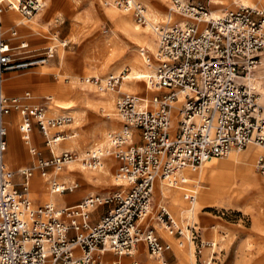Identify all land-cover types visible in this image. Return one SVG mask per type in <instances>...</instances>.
I'll use <instances>...</instances> for the list:
<instances>
[{"label": "built area", "instance_id": "2783aa9c", "mask_svg": "<svg viewBox=\"0 0 264 264\" xmlns=\"http://www.w3.org/2000/svg\"><path fill=\"white\" fill-rule=\"evenodd\" d=\"M170 2L166 23L154 27L155 67L144 78L155 93L144 97L121 92L115 102L121 126L107 133L104 144H95L81 159L85 168L92 169L104 157H114L118 161L114 175L122 181L120 186L127 188L105 195L89 194L74 205L46 203L34 207L28 181L35 169L48 180L50 192L76 187L60 186L55 178L75 154L67 149L55 154L52 149L68 137L60 128L70 117H51L40 105L7 96L4 76L9 71L48 63L56 48L67 42L52 31L48 44L11 48L9 42L19 34L13 23L5 27L4 14L16 12L23 24L40 14L46 2L0 0V264H138L135 259L124 262L122 258L132 257L140 242L145 243L150 255L158 257L170 246L145 224L152 208L154 183L176 185L185 169L194 171L204 161L242 150L249 142L264 145V105L246 83L264 54V8L237 5L212 17L200 2ZM103 5L130 13L139 25L147 22L146 7L136 0H103ZM172 14L181 16L184 23L171 22ZM146 62H150L149 57ZM125 72L103 78L90 76L85 82L103 93L118 87ZM14 112L19 116L24 143L31 142L35 128L45 138L50 153L43 157L35 146L28 147L35 163L19 171L21 186L16 182V171L4 162L11 125L6 117H13ZM254 168L264 175V155L256 158ZM195 201L194 195L188 196L191 218L185 227L164 205L156 218L169 234L193 243L198 238L193 220ZM105 205L110 206L91 225L92 209ZM200 244L213 246L202 240ZM213 254L200 264H212Z\"/></svg>", "mask_w": 264, "mask_h": 264}, {"label": "rangeland", "instance_id": "374dc122", "mask_svg": "<svg viewBox=\"0 0 264 264\" xmlns=\"http://www.w3.org/2000/svg\"><path fill=\"white\" fill-rule=\"evenodd\" d=\"M136 1L146 7L147 15L148 13L151 15L152 13L156 14L158 18L156 26L163 25L171 12L172 4L170 0ZM185 1L200 2L210 12L215 9H220L222 12L225 8H235L237 6L231 0ZM45 2L46 6L40 14L32 18L30 22L21 23L15 27L18 34L25 35V37L10 41L9 46L18 50L43 46L49 43L50 33L48 31L52 30L58 33L59 39L67 43L65 46H58L54 57L44 65L7 72L4 76V89L7 96H18L24 103L42 106L48 116L70 117V120L60 128L68 136L64 140L68 142L62 150H70L82 158L83 154L95 144H102L106 139L107 133L121 126L122 122L117 115L115 102L120 93L124 92L120 89L122 88V84H120L114 90H107L101 93L91 84L86 83L85 79L90 76L103 78L111 74H118L130 68L129 64L135 71H140L144 65L149 63L146 62L147 57L150 58L151 68L153 69L155 67L154 52L145 44L143 38L128 36L116 25L111 16H109V12L118 14L123 12L113 7L104 6L103 0H45ZM256 7L264 8L261 6ZM18 19L19 16L16 12L7 11L4 14L5 27L7 28L10 24L17 22ZM40 19L43 22H40ZM130 19L132 23H136L131 14ZM180 19H182L181 16L172 14L171 22H177ZM148 34L152 36L156 46V34ZM111 39H114V44ZM107 40L111 44L109 48L104 47L105 53H103V51L97 49V45ZM106 54L111 56V58L107 59ZM254 73L255 70L250 75L252 76ZM7 74L9 76L14 75V78L6 81ZM135 78L133 79V86L136 88L129 93L139 94L144 97H150L155 93L149 90L148 86L145 89V81L142 78L137 76ZM13 81L15 82L10 84ZM262 81L264 82V79ZM117 89L120 91H117ZM84 90L88 91L89 98H91H86L82 101L78 100V96ZM254 91L258 94V101L264 105L261 100L264 90L255 88ZM26 92L29 93L28 96H25ZM61 92L66 93L65 97L61 95ZM63 103H67L66 105H69L68 108L60 109L56 106ZM10 119L12 122L8 132L9 141L5 156L6 167L14 170L22 169L24 166L26 168L33 167L35 158L28 152L29 146H35L43 157L50 156L49 150L45 146V138L36 129H33L31 133V142L25 144L20 138L18 114L14 112V120H12V117ZM101 123L105 125L104 128L98 127ZM54 130L56 128L52 131ZM33 138H35L36 143ZM242 150H233L229 153L242 152ZM227 156L228 154L224 157H216L213 160L223 161ZM24 159L26 160L24 161ZM106 161V172H102L101 176L99 175L102 180L100 184H97L98 186H93L91 183L70 175L66 181L62 182V184H67L75 179L80 185L77 198L68 201L67 205L75 203L89 194L105 195L111 191L127 188V186L111 184V182L114 183L115 167L118 161L112 156H108ZM81 162V160L78 161V163ZM75 166L78 168V164H75ZM87 170H90L94 175L99 173L97 167ZM254 173L257 179H264V175L258 173L255 168ZM108 174L110 183L102 185L104 176ZM31 177L38 183L41 179L36 169ZM20 179L21 177L17 175L16 182L21 186ZM204 183L199 185L206 186ZM44 184H46L47 191H50L48 180H45ZM39 188V184H30L29 186V196L34 207L48 203L45 197H37L35 195L34 191H38ZM75 190L76 188L73 191L65 190L61 194L64 197ZM156 192L157 187L155 184L152 208L147 220H145V224H148L160 241L168 244L170 248L164 250L161 254L162 256L156 257L155 255H150L144 242H140L132 257L125 256L122 258L124 262L135 259L138 264H162L163 261H166L167 264H191L187 256V246L190 244L195 255L193 264H200L209 260L213 253L212 264H264V189L249 196H243L235 202L218 200L213 205L201 207L198 211L195 210L193 220L197 222L198 238L193 243L187 242L183 237L169 234L168 230L164 228L163 222L156 218L160 212V206L164 205L182 227L189 223L186 219L180 220L172 212L170 203L167 200L160 202ZM189 193L190 195L194 194L193 192H188L186 202ZM43 194H46L45 191ZM57 203L58 205H64V203ZM185 205L188 206V202ZM109 206L105 205L104 208L107 209ZM101 208L96 207L93 213L100 212ZM91 225H94V223H91ZM162 232L164 233L162 234ZM200 240L203 242H215V245H201ZM138 253L140 254L139 256ZM109 256L113 257L111 254Z\"/></svg>", "mask_w": 264, "mask_h": 264}, {"label": "bare ground", "instance_id": "6f19581e", "mask_svg": "<svg viewBox=\"0 0 264 264\" xmlns=\"http://www.w3.org/2000/svg\"><path fill=\"white\" fill-rule=\"evenodd\" d=\"M231 2L236 5H242V6L264 7V0H231ZM122 12L123 13L121 14H118L115 12H109L110 14L109 16H111L112 20L116 23V25L119 26L121 30L124 31L128 36L143 38L145 40V44L148 47H150L153 52H155L156 46L153 41L154 39L148 33L152 35L155 33L154 27H156L155 24L157 23V20H158L156 14L155 13H152V15L150 13H148V15L146 14L147 22L145 25L140 26L139 24H136V23L134 24L131 22L129 13L125 11H122ZM221 13L222 12L220 9L211 10L212 17H217ZM166 20L164 24L166 23ZM179 21L181 24H183L185 20L180 19ZM111 41L113 42V44L115 43L114 39H111ZM110 44L111 42L109 40H107L106 42L105 41L100 42L97 45V49L105 53L104 49L109 48ZM262 55L260 58V63L255 68V73L252 76L249 75V77L246 79L247 85L250 88H253L254 90L255 88L257 89L261 88L262 90H264V82L262 81L264 79V56ZM106 56H107V59L111 58V56H109L108 54H106ZM129 66L130 68H127V72L123 73L125 79L121 83L122 88H120L124 92H133L135 90L136 87L133 86V83H134L133 79H136L135 78L136 76L144 80L146 76H148L149 74L153 72V69L151 68L152 65L150 62L144 65L140 69V71H135L132 68L131 64H129ZM8 77H9V74L6 75V80ZM144 87L146 89V84ZM118 91L120 90L118 89ZM61 95L65 97L66 93L61 92ZM86 98L87 99L89 98V93L88 91L84 90V92L80 93V95L78 96V100L82 101L83 99H86ZM261 100L264 102V93H263V98ZM66 104L67 103H63V104L56 105V106L59 107L60 109H66L69 106ZM7 118L8 116L6 117V119ZM104 126L105 125L102 123L98 125L99 128H104ZM8 132H9V127L7 131V139H8ZM14 141H15V137H14ZM14 141L12 142L14 143ZM67 142L68 141L62 140L60 141V144L59 142H57L54 145H52L53 152L55 154L59 153L62 148H65L64 146L67 144ZM57 144L59 145L56 146ZM102 144H104V142H102ZM261 155H264V145L256 144L254 142H249L247 146L244 148V150H242V152L229 153L227 158L223 161L213 160L214 158H212V159H208L204 161L201 164L200 168L196 169L194 172L188 169L183 170L181 173L182 180L179 181L176 185L170 186L165 181L155 182L154 186L156 184V187H157L156 195L159 197L160 202L162 200H167L170 203V208L172 212L176 214L180 220L186 219L187 221H190L191 213H190L188 206L185 205L187 203L186 195L188 192H193L194 194L192 195H194L196 198V201L193 203V217H194L195 210L198 211L201 207L213 205L214 202H217L218 200L219 201L231 200L235 202V201H238L243 196H249L251 194H254L255 192H259L263 190L264 189V179H257L254 173L255 160L258 156H261ZM107 157H104L101 164L97 167L100 173L106 172L105 168L107 166L105 167V162L107 165V161H106ZM81 159L82 158L76 154L74 160L66 163L65 169L62 168L60 171L56 172L57 178H56V175H55V178L56 180L58 179L57 182L60 186H64L67 188V187H73L76 184L73 182H70L68 184L60 183L59 178L61 182H64L68 179L69 175L77 177L78 179L82 181H86L91 184L97 185L101 183L102 177L99 176L96 179H92L91 176H89L90 174L87 172V171L90 172V170H87V168L84 167L82 162L78 163V161H80ZM4 162H5V159H4ZM75 164H78V168L75 166ZM20 170L22 169L14 170L16 171L15 172L16 176L19 174ZM40 177L41 179L39 180V183L35 182L32 177H30L28 183L29 185L39 184L40 188L38 191L37 190L34 191L35 195L37 197H42V196L45 197V199L48 201L49 204H52V205L57 204L56 198L65 202L67 198L77 196L79 194L78 188L80 187V185L78 182H77L78 187L77 188L75 187L76 190L72 192L71 194L63 197L61 194H58L60 192L53 193V192L47 191L46 184H44V181L46 179L42 176ZM113 181L116 185H122V181L118 180L116 177ZM200 183H204L206 186H200L199 185ZM42 191L43 193L45 191L46 194H43ZM94 209H92V211ZM168 212L172 216L169 210ZM163 233L164 232H162V234ZM212 244L215 245V242H212ZM187 248H188L187 250L188 260L191 264H193V261L195 258V255L192 250L193 248L190 244L189 246H187ZM139 255L140 254L138 253V256ZM160 256L162 255H158V257Z\"/></svg>", "mask_w": 264, "mask_h": 264}, {"label": "crops", "instance_id": "0c3cea01", "mask_svg": "<svg viewBox=\"0 0 264 264\" xmlns=\"http://www.w3.org/2000/svg\"><path fill=\"white\" fill-rule=\"evenodd\" d=\"M39 20V19H38ZM20 18L18 19V21L17 22H14L13 24L15 25L14 27H16V26H18L19 24H21L20 22ZM40 22H43V20L42 19H40ZM11 25V24H10ZM53 31V30H52ZM52 31H48V32H52ZM18 32V31H17ZM54 32V31H53ZM56 32V31H55ZM27 35V34H26ZM23 38V37H25V35H19L16 39H19V38ZM16 39H14V40H16ZM12 41V40H11ZM38 47H40V46H38ZM22 48H24V47H22ZM35 48H37V47H35ZM24 49H28V48H24ZM32 49V48H31ZM21 50H23V49H21ZM262 56H264V55H262ZM12 78H14V75H10L8 78H7V80H10V79H12ZM6 80V81H7ZM15 81H13V82H11L10 84H12V83H14ZM17 116V115H16ZM10 117L11 116H8V118L7 119H10ZM13 118V117H12ZM12 122V121H11ZM110 125H112V124H110ZM10 127H11V125H10ZM9 127V128H10ZM35 129V128H34ZM115 130V129H114ZM33 132V131H32ZM31 132V133H32ZM30 137H31V135H30ZM36 138V137H35ZM35 138H33V140H34V142L36 143V141H35ZM32 140V141H33ZM8 141H9V133H8ZM59 144H60V142H59ZM59 144H57L56 146H58ZM7 149H8V147H7ZM62 150V149H61ZM5 156H6V154H5ZM26 159H24V161H25ZM26 167L24 166V167H22V169H25ZM63 169H65V167L63 168ZM15 170H19V169H15ZM110 170V169H109ZM110 172H111V170H110ZM90 175L89 176H91V178L92 179H96V178H98L99 177V175L101 176L102 174L99 172L98 174L96 173L95 175L94 174H91V172H88ZM59 177V176H58ZM105 178H104V182H103V184L102 185H108L109 183H110V179H109V174L108 175H106V176H104ZM56 178H57V174H56ZM30 179V178H29ZM58 180V179H57ZM59 181H60V183L62 184V182H61V180H60V178H59ZM71 182H73V183H76V188L78 187L77 185H78V183H77V181L74 179V180H72ZM70 183V182H69ZM68 184V183H67ZM111 184H113V185H116V184H114L113 182H111ZM28 186H30L29 185V183H28ZM93 186H98V185H95V184H93ZM58 194H61V193H58ZM95 194H97V193H95ZM62 195V194H61ZM78 196V195H77ZM77 196H73V197H69V198H67V200L64 202V201H61V200H59L58 198H56L57 199V202H60L59 204H63L64 203V205H67L66 203L68 202V201H72V200H74V199H76L77 198ZM86 197V196H85ZM83 199V198H82ZM81 200V199H80ZM80 200H78V201H76L75 203H72V204H68V205H74V204H76L77 202H79ZM55 205H58V203L57 204H55ZM99 207H102L101 208V211L100 212H98V213H93V212H95L94 210L92 211V216H91V223H96L97 222V220L99 219V217L104 213V211L105 210H107V209H105L104 208V206H99ZM98 207V208H99ZM97 211V210H96Z\"/></svg>", "mask_w": 264, "mask_h": 264}]
</instances>
